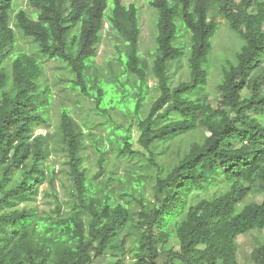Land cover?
Masks as SVG:
<instances>
[{
  "label": "trees",
  "instance_id": "1",
  "mask_svg": "<svg viewBox=\"0 0 264 264\" xmlns=\"http://www.w3.org/2000/svg\"><path fill=\"white\" fill-rule=\"evenodd\" d=\"M16 1L0 0V264H97L108 253L120 255L114 264H127L128 256L132 264H161L162 248L173 236L180 249L169 248L164 264H175L174 258L181 264H240L239 236L264 230V201L245 203L254 189L264 191V0H150L159 13L152 66L159 95L145 117L151 68L140 51L142 27L135 4L113 0L109 11V0H29L35 9L30 14L16 10ZM214 3L245 41L237 61L223 69L218 106L204 92L209 80L205 64L219 27L211 17ZM179 17L190 33L191 76L174 86L169 64L186 55L176 43ZM15 28L32 39L39 55L66 64L74 88L93 100L98 112H134L139 141L153 159L158 143L206 129L204 141L192 144L166 174L159 166L152 200H145L141 188L139 196L121 194L139 206L135 223L132 209L107 192L108 182L88 177L83 155L87 139L95 142L99 175L106 171L108 150L67 109L59 135L73 190L62 210L46 165L53 142L50 136L35 135L38 125L48 123L53 97L42 82L40 58L17 49ZM106 30L123 44L118 84L100 77L93 66ZM124 75L136 80L135 96ZM115 135L109 133L113 143ZM120 135L121 155L141 154L130 131ZM218 178L229 189L196 198ZM46 181L54 189L57 209L44 217L27 203L38 199ZM253 260L264 264V245L253 252Z\"/></svg>",
  "mask_w": 264,
  "mask_h": 264
},
{
  "label": "rangeland",
  "instance_id": "2",
  "mask_svg": "<svg viewBox=\"0 0 264 264\" xmlns=\"http://www.w3.org/2000/svg\"><path fill=\"white\" fill-rule=\"evenodd\" d=\"M240 1V0H237ZM126 5L135 4L139 8L140 24L142 32L140 36V51L141 55L148 61L150 65L149 73V89L148 99L145 102L142 116L145 117L153 100L158 97L157 89L158 80L154 77L152 66L156 54V35L157 24L159 20L158 10L150 5V0H124ZM113 0H109V11L113 7ZM26 9L30 14H33L35 9L30 6L29 0H17L15 9ZM211 17L218 22L219 27L213 37V49L209 54L205 68L208 71V85L204 92L208 94L210 100L215 106L220 103L221 95L219 92V84L223 77V69L230 63L237 61V53L241 50L245 41L231 27V22L227 20L219 9V5L214 3L211 7ZM177 31L180 37L177 44L182 45L186 51V55L180 60L169 62V71L171 80L174 86L183 81H187L191 76V69L188 61L190 33L184 28V22L181 17L176 19ZM106 28L108 26L106 25ZM18 41L17 49L32 53L40 58L44 69L45 76L42 79L43 84L48 86L52 94V101L46 113L48 123L38 125L35 129V135L50 136L53 142L52 153L50 159L46 163L49 167L48 178H53L56 182L57 197L65 211L71 200L72 180L68 175L69 167L66 164L68 157L66 146L61 141L59 129L61 125L62 111L67 109L70 111L74 119L85 129L86 133L93 132L94 135L101 139L102 146L107 147L108 162L106 171L99 175V154L96 150L95 142L87 139V147L83 151L84 167L87 169L88 177L95 179V182L106 181V190L111 193L116 201H122L128 205L132 211V221L135 223L137 219L138 205L133 201L131 196L123 197L121 194L130 192L139 196V188L145 194V200L150 201L154 195V185L161 166L163 174H166L174 164L180 161L190 150L192 144L202 143L208 134L204 127L192 130L188 133L178 135L173 139L158 143L154 149V159L158 165L152 160L153 156L139 141L140 130L138 127L139 119L132 111H117L112 110L110 114L100 113L95 108V102L81 95L74 88L72 80L74 75L71 73L65 63L53 58L41 56L38 53V47L31 38L26 37L22 31L15 28ZM122 40L112 30H106L103 41L98 48V54L94 60L93 66L96 67L100 77H108L111 81L118 84L117 78L123 73L122 61L120 60L121 52L119 48L122 46ZM117 76V77H116ZM123 82L131 84V92L135 96L137 91V83L134 79L129 81V76L121 77ZM264 121V118L262 119ZM113 129V130H110ZM110 131V132H109ZM118 131L119 135H115ZM126 131L131 132L134 149L140 151L141 154L134 156H123L120 154L118 147L119 142L123 140L120 133ZM109 133L115 135L117 142L113 143L109 139ZM54 169L52 171L51 169ZM229 189V183L222 178H218L203 192L198 193L196 198L211 197L220 195ZM197 193V192H196ZM264 191L256 188L247 197L245 203L263 202ZM28 206L35 207L39 214L47 217L49 214H54L57 209L56 196L54 189L46 181L41 189L40 195L35 202L27 203ZM21 206H24L22 204ZM132 231L134 229L132 228ZM239 263L240 264H255L253 260V252L261 245H264V230H254L247 234L239 236ZM162 248V247H161ZM172 248L173 252L180 249L179 241L176 236H173L165 249L162 248L161 264H164L168 249ZM120 256V255H117ZM117 256L108 255L97 261V264H114L117 261ZM120 258V257H119ZM175 264H181L174 258ZM127 264H132L133 260L127 258Z\"/></svg>",
  "mask_w": 264,
  "mask_h": 264
}]
</instances>
